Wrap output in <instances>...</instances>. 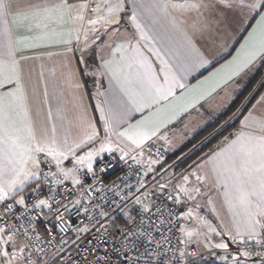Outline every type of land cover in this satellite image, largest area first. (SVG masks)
<instances>
[{"label":"snow or ice","instance_id":"1","mask_svg":"<svg viewBox=\"0 0 264 264\" xmlns=\"http://www.w3.org/2000/svg\"><path fill=\"white\" fill-rule=\"evenodd\" d=\"M258 63L264 0H0V264H264Z\"/></svg>","mask_w":264,"mask_h":264},{"label":"crops","instance_id":"2","mask_svg":"<svg viewBox=\"0 0 264 264\" xmlns=\"http://www.w3.org/2000/svg\"><path fill=\"white\" fill-rule=\"evenodd\" d=\"M252 23H254V22H252ZM246 35H247V33H241V34L237 35V37L235 39H239L240 40V43H243V40L241 39V36H246ZM239 46L240 45L238 43H235V40L232 41V43L229 45V51L232 53V55H235V50L238 49ZM38 51H43V50H38ZM223 55L226 56L227 59H231V56H228L227 53H223ZM218 59H219V63H216L215 64V67H209L208 70H203L202 69L201 70V73L202 74L197 73L196 74V78H190L189 83L192 84V85L196 84L199 80H203L204 77L208 76L211 71H215V68H219L221 64L225 63V60L224 59H220V58H218ZM42 64L44 65V76H45V80L49 83V91L51 92L53 90L52 82L59 77V72H57L56 73V76L53 77L50 74V71L49 70L52 69V68H54V67H58L59 62H58V59L55 56L52 57V58H49L47 56H43L40 59H37L35 61H29V65L34 70V79H35V75L36 74H39V72L41 71V65ZM88 85H89V88H91V81L90 80L88 82ZM41 88H43V81L41 82ZM217 100H219V98H217ZM207 107H208V105L206 104L205 105V109H207ZM205 109H201L200 110L201 111V115L204 117V120L207 121L206 125L203 126V130H204V127L205 126H207L208 124H210L212 122H215V120H217L218 117L222 114V112L216 113V114L213 115V118L212 119H208V112L205 111ZM140 118H141L140 117V114H134L133 123L136 120H139ZM189 120L198 121V118L196 117L195 113H193L192 116H185L183 118V122L178 123L175 127H171L170 128L169 135H172L173 132H182V131H184V123H187ZM201 122L203 123V121H200L199 123H201ZM201 131H199V132H201ZM199 132H197V133H199ZM187 143L188 142H186L185 144H187ZM181 147H183V145ZM169 153L170 154L178 153V150H177V152H169ZM181 167H184V165H181ZM177 170H179V169H177ZM206 264H210V262H206Z\"/></svg>","mask_w":264,"mask_h":264},{"label":"trees","instance_id":"3","mask_svg":"<svg viewBox=\"0 0 264 264\" xmlns=\"http://www.w3.org/2000/svg\"><path fill=\"white\" fill-rule=\"evenodd\" d=\"M261 75H264V65L258 63L256 73L250 78L247 86L244 89H242L240 93H237L238 99H237V101L234 102V106H230L231 110L227 112V115H231V111H234L235 107L238 106L239 103L243 100V97L246 96L248 94V92H250L252 90V88L260 80ZM258 92H264V88L258 89ZM257 98H258V96H257ZM252 102L255 103V101H252ZM226 118H227V116L224 115L223 113L218 117V119L221 123L223 122V119H226ZM217 120H215V122L208 124L207 126L204 127V130H202L201 132L194 135L191 139V143H187L186 147L183 146V151L187 152L188 148L192 147V144L199 143L200 140H203L204 137L207 136L213 130V128L217 126ZM238 123H239L238 121L235 122V124L237 126H238ZM233 130H234L233 128L228 129L229 132H231ZM225 135H227V133H225ZM219 139H221V137H217L215 140H213L212 143L208 145V147H205L203 149V151L204 152L208 151L209 148L213 147L216 143H218ZM177 154L178 153L171 154L170 159L168 160V163H171L172 160L175 159V156ZM194 158L195 157H193V159Z\"/></svg>","mask_w":264,"mask_h":264},{"label":"built area","instance_id":"4","mask_svg":"<svg viewBox=\"0 0 264 264\" xmlns=\"http://www.w3.org/2000/svg\"><path fill=\"white\" fill-rule=\"evenodd\" d=\"M163 151V149H162ZM171 154L169 152L165 153V157L169 160ZM112 163L115 165V167L108 172V174L104 178V183L109 184L112 180L116 178V176L121 175V169L123 171H128L127 166L123 164V162H120L119 160H114ZM131 163V162H129ZM134 182V181H133ZM109 196H111V193H108Z\"/></svg>","mask_w":264,"mask_h":264},{"label":"rangeland","instance_id":"5","mask_svg":"<svg viewBox=\"0 0 264 264\" xmlns=\"http://www.w3.org/2000/svg\"><path fill=\"white\" fill-rule=\"evenodd\" d=\"M201 124H203V126L206 125V124H204V123H202V122H201ZM203 126H202V127H197L195 132H193V131H188V138H189V139H192V137H193L197 132L203 130ZM186 142H187V141H185V143H186ZM181 146H182V145H181ZM214 146H215V145H214Z\"/></svg>","mask_w":264,"mask_h":264}]
</instances>
